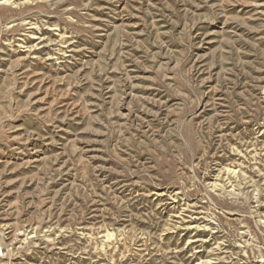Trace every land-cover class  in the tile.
I'll use <instances>...</instances> for the list:
<instances>
[{"label": "rangeland", "instance_id": "1", "mask_svg": "<svg viewBox=\"0 0 264 264\" xmlns=\"http://www.w3.org/2000/svg\"><path fill=\"white\" fill-rule=\"evenodd\" d=\"M0 264H264V0H0Z\"/></svg>", "mask_w": 264, "mask_h": 264}]
</instances>
